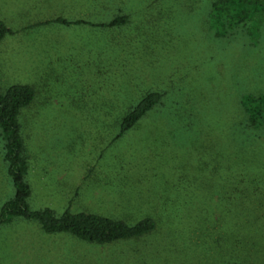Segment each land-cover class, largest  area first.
<instances>
[{
    "label": "rangeland",
    "instance_id": "374dc122",
    "mask_svg": "<svg viewBox=\"0 0 264 264\" xmlns=\"http://www.w3.org/2000/svg\"><path fill=\"white\" fill-rule=\"evenodd\" d=\"M208 2L79 0L76 17L65 0H0L12 31L0 43V83L36 91L19 117L29 208L156 223L142 238L96 245L17 220L0 228V264H264V136L232 141L226 131L238 81L264 87V21L215 37ZM114 7L129 23L99 26ZM48 42L80 50L42 59L53 74H23L36 55H53ZM150 92L161 105L117 138L116 116ZM2 157L0 139V207L13 196Z\"/></svg>",
    "mask_w": 264,
    "mask_h": 264
},
{
    "label": "trees",
    "instance_id": "16d2710c",
    "mask_svg": "<svg viewBox=\"0 0 264 264\" xmlns=\"http://www.w3.org/2000/svg\"><path fill=\"white\" fill-rule=\"evenodd\" d=\"M114 9L117 14L113 16L112 20L99 26L120 28L129 23V17L123 14L122 8L114 7ZM207 9L208 26L218 38L230 37L234 33L244 34V30L250 22L258 19L264 21V0H209ZM53 23L65 26L86 24L82 21L71 23L65 19H56ZM11 34L12 31L3 22H0V43ZM240 81H238L239 95L237 97L238 118L236 123L234 121L226 131L231 134L232 141H236L237 136L242 139L246 135L258 139L260 137L257 135L258 133L264 136V87H261L260 91H255L254 87L251 88V85H246L243 80ZM35 98L36 91L32 86L14 84L3 89L0 83L2 159L6 165V174L13 187L12 198L6 200L0 207V228L8 226L14 221L23 220L36 223L44 234H66L78 241L96 245H109L119 241L139 239L151 234L156 228V223L150 217L131 225L123 220L99 214L86 212L73 214L67 209L61 215H57L49 208L37 211H32L29 208L28 200L31 196V187L26 180L29 166L25 157V145L21 135L22 128L19 117L22 110L33 105ZM162 98L163 94L150 92L120 117L117 115V122L115 121V123H119L117 138L135 128L154 107L161 105ZM187 115L186 119H189L190 122L197 119L195 114L187 113ZM181 119L183 118H178V120ZM257 168L261 172L264 170L262 165ZM215 169L216 167H214V171ZM229 199L228 197L227 200L229 201ZM209 214L207 211L205 215L209 216Z\"/></svg>",
    "mask_w": 264,
    "mask_h": 264
},
{
    "label": "crops",
    "instance_id": "0c3cea01",
    "mask_svg": "<svg viewBox=\"0 0 264 264\" xmlns=\"http://www.w3.org/2000/svg\"><path fill=\"white\" fill-rule=\"evenodd\" d=\"M65 2L67 3L68 9L71 11V14L73 12H76L75 15H76V17H78V11L80 8L79 0H65ZM57 19H64V18L59 17ZM65 20H68V19H65ZM69 22L75 23L76 21H69ZM55 24H57V23H55ZM57 25H61L64 27H73L74 26L73 24H71L70 26H65L62 24H57ZM36 26H38V25H36ZM42 46H43L42 50H45L46 48H48L49 50H51L50 52H53V55H51V54L45 55L44 53L36 55L35 61L33 64L28 65L24 69L20 70V71H23V74H27L28 76H33V77H37L40 75L45 76V75L53 74V71L51 70L52 65L48 62L47 63L42 62L41 61L42 59H44L45 57H48V56H51V57L56 56L57 58H59L61 60L62 57H65V56L70 57L74 52L76 53L80 50V44L79 43H76L75 47H74V43H70V44L64 45V46H59V45H56L55 43H52V42L45 43ZM59 52H64V55H60ZM12 67H13V70L19 71L16 68V65H12Z\"/></svg>",
    "mask_w": 264,
    "mask_h": 264
}]
</instances>
